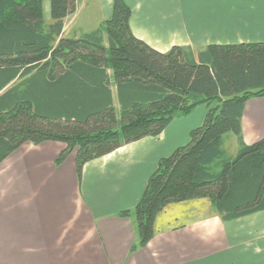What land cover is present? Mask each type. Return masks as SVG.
<instances>
[{
  "label": "trees",
  "instance_id": "obj_1",
  "mask_svg": "<svg viewBox=\"0 0 264 264\" xmlns=\"http://www.w3.org/2000/svg\"><path fill=\"white\" fill-rule=\"evenodd\" d=\"M43 1L0 0V164L24 145L60 142L56 166L75 153L81 182L88 162L159 137L206 106L189 143L160 160L139 204L121 214L135 220L132 252L149 244L172 204L207 199L224 221L264 211V140L247 145L242 134L246 104L264 97V43L161 53L133 34L126 0H113L102 27L65 38L64 21L79 0H51L49 25ZM230 132L235 157L224 147Z\"/></svg>",
  "mask_w": 264,
  "mask_h": 264
},
{
  "label": "crops",
  "instance_id": "obj_2",
  "mask_svg": "<svg viewBox=\"0 0 264 264\" xmlns=\"http://www.w3.org/2000/svg\"><path fill=\"white\" fill-rule=\"evenodd\" d=\"M126 2L133 34L161 53L173 46L264 43V0ZM67 30L65 38L86 33ZM108 76L119 112L111 70ZM191 117L176 119L159 137L88 162L81 182L75 153L55 164L63 143L27 144L7 157L0 164V264H264V211L224 221L214 209L199 218L186 211L198 200L168 206L154 238L132 252L135 220L121 214L139 204L160 160L190 139L196 129ZM242 134L247 145L264 140V97L246 104Z\"/></svg>",
  "mask_w": 264,
  "mask_h": 264
},
{
  "label": "rangeland",
  "instance_id": "obj_3",
  "mask_svg": "<svg viewBox=\"0 0 264 264\" xmlns=\"http://www.w3.org/2000/svg\"><path fill=\"white\" fill-rule=\"evenodd\" d=\"M112 4L113 0H79L76 6L75 13L64 21L65 25L68 27V35H72L74 34V32H76L77 34L81 32L90 33L95 29L102 27L105 21L109 18L107 16H110L108 14H111ZM43 6L44 18L46 23L49 25L52 23L51 0H44ZM203 109L208 108L206 106H199L190 114L192 117L189 121L191 124H194L196 126L195 128L200 127L203 122ZM185 118L186 117H183L181 119ZM224 139V147L227 151V156L235 157L239 151V143L236 135L230 132L225 135ZM189 140L184 143L183 146L187 145L189 143ZM198 201L199 202H194L195 207H188L186 211H189L190 214L195 217L198 216L199 218L208 217L212 212L215 211L209 200L203 199Z\"/></svg>",
  "mask_w": 264,
  "mask_h": 264
}]
</instances>
